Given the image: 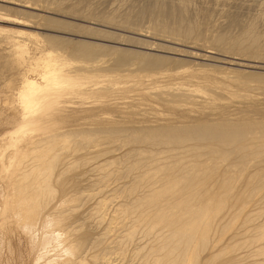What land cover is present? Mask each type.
<instances>
[{"label": "rangeland", "instance_id": "374dc122", "mask_svg": "<svg viewBox=\"0 0 264 264\" xmlns=\"http://www.w3.org/2000/svg\"><path fill=\"white\" fill-rule=\"evenodd\" d=\"M189 27H192L191 36L180 35L184 34L181 31L189 30ZM176 29L180 33H175ZM247 33L259 36L257 40L261 43L257 41V45L250 46L249 41L252 44L255 42ZM241 34L243 38L246 34L249 39L245 37L247 41H244ZM219 35L226 37L227 41H215ZM233 37L235 41L236 38L243 41L241 44L236 42V45L243 44L240 46L242 51L232 43ZM263 38L264 0H0V264H44L46 259L48 264H59L61 260V264H67L64 256L61 259V251L56 242L50 244L51 248L48 245L51 253L47 251L46 257L42 258L43 262L39 263L38 251L32 244L30 233L25 231L21 220L19 224L15 212L17 201L12 199L15 188L10 177L12 170L16 169V166L10 167V162L16 163L18 160L16 151L25 152L31 146L27 144L30 140H40L44 136H55L67 131L88 130L96 133V142L87 144L90 147L73 145L70 151L65 152V157L68 160L79 155L88 158L92 156L94 148L97 149L93 145L98 144L99 150L106 152L103 151L102 156L99 154L102 158L94 157L91 161L97 159V163L104 164L115 158L119 160L118 170L124 167V172L126 163L123 162L127 161V157L128 160H135L137 151L156 153L154 151L158 147L138 143L130 132L114 134L111 139L107 132L112 129L160 125L166 127L172 124L201 123L197 120L203 119L220 122L223 118L222 121L225 122L228 120L225 118L230 121L264 116ZM85 43L95 51L93 58H85L81 51L75 50ZM232 44L235 49L231 47ZM252 49L254 52L259 50V53L251 55ZM124 51L127 54L135 52L140 57L129 59L127 64L119 67L116 62L125 54ZM48 60L61 63L64 70L75 71V88L72 86L69 93H60L59 84L53 86V80L44 78V63ZM140 60L161 64L160 67L153 68L145 66ZM27 79L47 87L34 114L25 113L21 103V92ZM187 94H190L187 97L189 99L184 97ZM174 95L175 98L172 97ZM168 97L173 98L174 102ZM96 131L100 132L99 136ZM238 153L239 151L235 152L232 157H236ZM158 154L160 162L167 161L166 154ZM91 161L88 160V164L81 168L69 166L63 174L69 178L66 196L70 197L62 198L59 192L57 194L60 196L56 198L63 202L72 199L70 202L67 200L66 204L61 202L64 210L70 209L65 213L71 217L68 222L70 224L66 223L65 226L72 229L84 224L83 227L92 228L91 237L105 240H101L103 244L98 245L95 239L98 245L95 244L96 249L94 239L92 241L90 238L88 243H91L87 244L89 252H86L88 259L91 254H106L110 247L106 260L111 264H148L151 252L146 255L147 258L145 254L149 252L151 245L154 246L155 241L151 240L156 232H151L153 237L147 235L149 233L145 232L144 223L140 226L142 222H133L135 216L132 213L130 217L129 214L126 217L119 209L127 204L129 197L131 200L136 193H142L141 188L144 186L133 193V196L124 192L123 185H129L138 171H132L134 175H118V178H111L106 184H95V174L98 175L99 172H92L97 170L93 168L97 163ZM90 167L92 168L89 169ZM142 169L140 168L141 171ZM248 170L264 171V166L255 163ZM65 179L67 180L66 177ZM235 190L245 195L240 183L236 184ZM260 195L245 205L244 214L240 218L228 219L224 228L219 227L215 231L211 244L215 248H212L217 254L223 249L225 252H221L222 256L214 259L213 264H221L227 259L234 261L239 257H243L244 261L237 264L255 261L264 264V226L260 229L252 226L264 224V192ZM89 196L91 197L88 198ZM98 200L106 203L101 209L105 219H102L101 224L91 208L98 204ZM6 202L10 203L8 209ZM58 203L61 208V203ZM53 204L48 207L50 216L58 213V210L55 213L58 206L51 212L55 207ZM247 215L255 221L250 223L252 228L248 233H242V224ZM132 224L136 229L140 227L139 232L135 233V241H129L128 244L124 240L123 231ZM124 225L127 226L124 228ZM238 232L241 234H237ZM73 236L72 238H77L79 234ZM55 237L56 235L50 239ZM123 240L125 243L121 242ZM143 246L146 248L143 249ZM52 248L54 251H51ZM208 254V250L202 253L203 256ZM48 255L53 256L48 258Z\"/></svg>", "mask_w": 264, "mask_h": 264}, {"label": "bare ground", "instance_id": "6f19581e", "mask_svg": "<svg viewBox=\"0 0 264 264\" xmlns=\"http://www.w3.org/2000/svg\"><path fill=\"white\" fill-rule=\"evenodd\" d=\"M190 28L192 27H189V30L181 31V33L184 32V34L180 35L185 36L193 34ZM177 30L178 29L174 30L175 33H180V31L177 32ZM247 34L251 37L250 39L255 42L252 44V42L249 41L250 46L257 45V41L260 42L259 40H257L259 39V36H254L249 33ZM245 37H247V40L249 39L246 34L244 38L242 35L244 41L246 40ZM226 39L227 38L223 37V35H219L215 41H217L218 43H222L226 42ZM229 39L228 41H230ZM233 40L235 41L234 37ZM234 41L232 42L235 43L234 45H236V42L243 43V41H240L237 38L236 41ZM234 45L232 44L231 47L234 48ZM242 45H238L239 48L237 47L238 49H241V51L243 50L242 48H240V46ZM251 48H254V46H252ZM257 49L259 48L257 47ZM75 50L81 51L84 57L88 59L93 58L95 54V51L90 47L89 44L86 43L79 45L78 49L76 48ZM256 51L258 52H254V50L250 51L251 55L254 53H259V50ZM126 54L127 52H125L123 56H120L121 58H119V60L116 62L117 66L121 67L127 64L130 61L129 59H139L140 57V54H136L135 52H133L132 54ZM142 57L141 59H143ZM145 61L146 60L141 62H143L145 66H151L153 68L160 67L161 64ZM44 64L46 65L45 69H43L44 78L46 80L48 79V81L53 80V82H51V85L53 86L59 84L61 86V89H59L60 93H69L71 89H73L72 86L75 83L73 78V75L74 77L76 76L75 71L64 70L61 67V63H52L51 60L45 61ZM91 86L93 87V85ZM45 89H47V87L38 84L34 80L27 79L25 81L23 90L21 92V103L25 113L27 112V114H34L33 112L36 111V108L39 107L41 101L43 100V97L45 96ZM182 93L187 92L182 91ZM189 95L190 94L184 95V97L186 96L187 98ZM180 96H182V94ZM172 97L175 98L176 96L174 95ZM166 99L167 98L165 97V100ZM163 102L165 101L163 100ZM219 118L217 119L218 121H220ZM226 119L229 120V118H225V120ZM212 120L213 119H203L197 120L201 121V123H185L181 125L172 124L167 125L166 127L164 125H160L155 127L148 126L143 128L134 127L135 129L116 128L108 131L107 133L111 139H113L114 134L120 132H130V134H132L131 136H133V138L136 139L138 143L158 147V150L154 151L156 153L148 150L137 151V153L135 154L137 158L133 156V158H136L135 160L130 159V161L128 160L129 157H127L125 159L127 161L123 162V164L126 163L124 164L126 168L124 172V167L122 168V170H118L117 162L119 163V160L117 161V159L115 158L113 160H108V162H105L104 164L97 163V159H95V161H91L92 159L94 160V157H98L99 154L100 156H102V154L106 152L104 150V152L99 150L98 147L100 146H98V144L93 145V147L97 146V149H92V156H89V159L86 156H80L79 154L78 155L80 157H74L75 159L73 157V159L70 157L72 160H68L67 157H65V152L70 151V148H72L73 145L85 147V145L87 144L90 145L96 142V133L93 134L94 132L91 133L88 130V132L83 130L69 132L67 131L62 134H55V136H44V138L40 140H30L27 144H31V146L26 148L25 152L20 153L16 151L15 156L16 158H18V160H16V163L10 162V167L16 166V169L12 170V172L10 173L12 183L14 184L13 187L15 188V193L13 195L14 197L12 199L15 202L17 201L15 212L17 213L19 224L22 223V225H24L25 231H27L28 234L30 233L29 236L33 239L32 244L34 243L33 246L38 251V259L40 261L39 263H42V258L46 257L47 251H49L48 245L50 247V244L56 242L55 244H57L58 249L61 251V253L56 252L57 250L55 251V253H59L62 256L61 259L65 257L64 261L67 264H111L108 260H106V254L108 253L110 247L106 251V254H103L102 256H100L101 253L91 254L90 258L88 259V253L86 254V252H89V249L87 250V248L89 247L87 244L91 243H88L90 238L92 241L94 239V237H91L92 228H90V230L89 228L83 227V224L79 225L78 227L68 229L65 225L71 220V217L70 215L67 216L65 213H67V210L70 209L64 210V206L62 204L65 202L67 203L69 200L72 201V199H67L68 201L63 199L65 201L63 202L60 201V199L58 200V198H56L59 195L57 194L59 192H61L60 195L62 198L70 197L66 196L68 195L66 185L69 182V178L68 176L63 175L65 174V172H67L68 167L75 166V168H78L79 166L81 168L82 165H87L88 160H90L93 163H97L95 167H93L97 170H90V173L92 171L95 174V172L98 171L100 174H98L100 177L95 174L97 179V182L95 181V184L99 182L106 184L109 182L108 180H110L111 178L114 179V177H117L118 175L123 176L124 173L132 174V171H138L135 177L131 179L132 182H128V184L130 183L129 185L126 186V183L125 185H123L125 186V188L123 187L125 189L124 192L129 193V195L131 194L133 196V193L137 192L141 187L144 186L145 190L144 188H141V194L136 193L131 200V197H129V203L127 201V204L125 203L126 205L124 207L121 204L120 206H122L123 208L119 209H121L124 215L126 214V217L127 214H129L128 216L130 217V214L132 213V215L135 216V220L133 219V222H142V225L140 224V226H143L144 223V226H146L145 232L149 233L147 235H150L152 237L155 235L151 240L153 242L155 241L154 246L151 245L150 250H148L149 252L145 254V256H148V254L151 252L149 254L151 259H148V261H150V264H213L214 259L222 256L221 252H225V249H223L217 254L216 250L214 249L215 246L211 245L212 237L215 231L219 227L224 228V224L228 219L240 218L244 214L245 210L243 208L245 207V205L254 201V199H256L258 195L264 192V171L258 170L257 172H250L248 170L255 163L260 166H264V116L257 118H241L238 120L230 119V121L227 120L225 122H223L224 120L222 122ZM97 133L99 136L100 132ZM89 145L87 146L90 147ZM88 147L87 149L89 150ZM238 151V155L236 157H232V155ZM158 153L166 154V157H168L169 160L165 158L167 159V161L163 162L162 160L163 163L160 162ZM259 155H261L260 158L258 157ZM91 168L92 167H90L89 169ZM140 168L142 169V171L140 170ZM63 176H65L68 181L65 179V177L63 178ZM72 179L74 180L75 178L73 177ZM73 180L72 182H74L76 179L74 181ZM56 182L58 184L56 186L59 189L55 186ZM75 182L77 186V181ZM237 183L241 184L242 188L245 190V195L235 190V186ZM91 196H89L88 198H90ZM55 198L57 199V202L55 201ZM58 201L60 203L63 202L60 204V206L62 205L61 208L63 210H60L61 208L59 207V205H57L59 204ZM51 202L54 203L53 205H55V207L53 206V210L51 209V212L54 211L55 208H57L56 206H58L59 208L55 210V213H57V210L58 213L54 216H52L51 213L50 216L48 213V210H50V208L48 207L52 204ZM97 202L98 204L95 205V207H91L93 208V211H91L92 213L94 212V214L97 215H95V218L98 217L100 219L99 223L101 224V222H103L102 219H104L103 210L101 209H103L106 203H103L101 200L96 201V203ZM8 205H10V203L6 202L7 209L9 208ZM239 205L242 207H239ZM89 216L91 217V215ZM253 221L250 215L246 216L242 224V233H248V231L251 230L252 227L250 226V223ZM74 224L76 223L74 222ZM22 225H20V227ZM64 226L66 228H64ZM125 226L127 225H124V228ZM226 226L229 227L228 225ZM252 226H254L255 229H260L264 226V224H253ZM137 229L133 224L131 226H127L124 229L123 234H125V236L123 237H125L124 240L126 239L125 242L128 243L129 241H135V233L137 231L139 232V229ZM142 229H144V227ZM151 232L156 233L152 235ZM78 234L79 236H77V238H72L73 235ZM237 234L241 233L238 232ZM54 235H56V237L50 239ZM55 239L56 241H54ZM99 240L96 239L98 245L103 244L101 243L102 241L105 242V240H102L101 237ZM124 240L121 242H124ZM94 241V246L97 249V242ZM215 242L216 241L213 240V244ZM55 244L54 246H56ZM128 244H130V242ZM128 244L126 245L128 246ZM91 245L92 248H94L93 244ZM214 245H216V243ZM144 248L146 247L143 246V249ZM52 249L51 251H54V248ZM206 250L209 251V254L207 256H203L202 253ZM57 254L55 255L57 256ZM50 256L48 255V258ZM147 256L145 258H147ZM46 260H44V264H48ZM62 261L63 260H61V262ZM241 261H244L243 257L236 258L234 259V261L227 259L224 260L221 264H237ZM61 262L59 264H61ZM246 264L258 263H256L255 261L250 263L248 262Z\"/></svg>", "mask_w": 264, "mask_h": 264}]
</instances>
